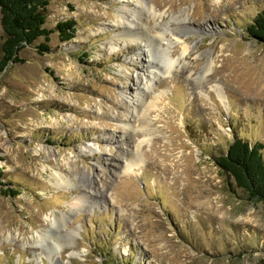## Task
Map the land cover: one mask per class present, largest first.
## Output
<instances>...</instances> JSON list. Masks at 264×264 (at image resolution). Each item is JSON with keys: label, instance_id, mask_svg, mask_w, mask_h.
<instances>
[{"label": "rangeland", "instance_id": "obj_1", "mask_svg": "<svg viewBox=\"0 0 264 264\" xmlns=\"http://www.w3.org/2000/svg\"><path fill=\"white\" fill-rule=\"evenodd\" d=\"M263 8L49 0L44 26L72 19L74 37L55 31L48 52L26 46V61L0 73V264H264V204L229 186L215 160L233 131L264 144V43L246 32ZM148 9L151 40V27L183 18L191 50L172 48L177 66L156 79L149 122L127 100L149 71L127 22ZM143 139L141 166L123 173L114 157Z\"/></svg>", "mask_w": 264, "mask_h": 264}, {"label": "trees", "instance_id": "obj_2", "mask_svg": "<svg viewBox=\"0 0 264 264\" xmlns=\"http://www.w3.org/2000/svg\"><path fill=\"white\" fill-rule=\"evenodd\" d=\"M49 0H0V26L2 42L0 44V73L11 64H23L26 60L20 55L26 46L35 44L37 52H48L50 34L57 32L60 41L74 37L76 28L72 19L57 22L54 29L45 27L46 9ZM246 32L260 43H264V8L260 10ZM39 38L43 42L35 43ZM264 144L250 141L233 131L226 151L216 157V164L231 178L229 186L241 189L248 201L264 204ZM0 186H5L0 181ZM3 194L15 196L17 189L3 187ZM122 260L117 264H125ZM126 264H130L129 262Z\"/></svg>", "mask_w": 264, "mask_h": 264}, {"label": "bare ground", "instance_id": "obj_3", "mask_svg": "<svg viewBox=\"0 0 264 264\" xmlns=\"http://www.w3.org/2000/svg\"><path fill=\"white\" fill-rule=\"evenodd\" d=\"M136 14L132 13L135 21L132 20L130 22H127L128 28L135 29V32H133L132 35L126 38L130 42H135L137 44L136 49L141 50L142 52L141 54L144 56V59H145V61L143 62L146 63L147 65L146 67L149 71L148 72L146 71L147 74L144 76V83H143L144 87L140 88L138 87L139 85L137 86L136 84V90L134 91L133 96H131L130 98L128 97L127 100H128V103L132 104L130 115L133 116L134 119L136 120L138 118L139 120L141 119L142 121L145 120L149 122L151 120L150 118H146L147 117L146 115H149L150 111L157 107V102L159 100L158 95L152 94L153 85L156 79L158 80V77L160 76L162 77L166 76L165 75L166 73L169 74V71L177 66V65L175 66V64L177 63V59L172 58V48L174 47L175 44H179V46H181V49H182V55H187L191 50L189 49V46L185 43L183 39L186 34L185 33L181 34L182 28L186 26L184 22L185 19L182 18L181 19L182 23L179 21L178 24L174 27H171L169 23L166 24V27L163 29L156 28V26L151 27L156 31L155 36L153 35L155 37L154 39L156 40L153 41L146 35V32H144V29H146V26L147 28L150 29L149 24L145 25L147 23L145 22L147 21L145 18H148L151 16L153 22H155L156 15L154 14L153 11L152 12L149 11V9L146 10L145 13H142L143 15L142 14L136 15ZM174 20L177 21V19H174ZM137 29L139 31H137ZM167 34H169L171 38L168 39L166 37ZM119 35H124V34H118V36ZM141 62L142 61L140 60V64ZM183 67L185 68L186 66H183ZM206 73H207V70L203 69L202 77H204ZM157 74H160V75H157ZM138 78L139 76L136 79ZM211 89H213L217 94H219V91L222 90L220 88V85L218 84L211 85ZM123 94H126V93L123 92ZM149 97H152V98L150 99ZM146 127L148 126L143 124L139 128V131L142 132L143 129H145ZM145 141L146 139H143V140L133 143L131 146L127 144L125 147L121 146V149L123 151V154H121V157H123L124 162H122L123 159L120 160L119 157H114V160L121 162L120 167H122L123 173L131 171L135 167L137 168L141 166L142 162L139 159V153ZM52 246H57V245L54 244Z\"/></svg>", "mask_w": 264, "mask_h": 264}]
</instances>
